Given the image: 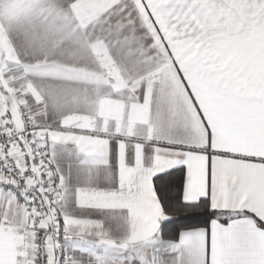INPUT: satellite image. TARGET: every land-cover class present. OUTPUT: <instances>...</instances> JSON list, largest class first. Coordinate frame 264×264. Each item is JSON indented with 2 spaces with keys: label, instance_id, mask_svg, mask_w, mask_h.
Masks as SVG:
<instances>
[{
  "label": "snow or ice",
  "instance_id": "snow-or-ice-1",
  "mask_svg": "<svg viewBox=\"0 0 264 264\" xmlns=\"http://www.w3.org/2000/svg\"><path fill=\"white\" fill-rule=\"evenodd\" d=\"M0 264H264V0H0Z\"/></svg>",
  "mask_w": 264,
  "mask_h": 264
}]
</instances>
